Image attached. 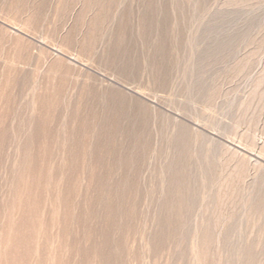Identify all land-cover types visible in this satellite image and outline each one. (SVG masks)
Instances as JSON below:
<instances>
[{
  "label": "rangeland",
  "instance_id": "1",
  "mask_svg": "<svg viewBox=\"0 0 264 264\" xmlns=\"http://www.w3.org/2000/svg\"><path fill=\"white\" fill-rule=\"evenodd\" d=\"M263 90L264 0H0V264H264Z\"/></svg>",
  "mask_w": 264,
  "mask_h": 264
},
{
  "label": "bare ground",
  "instance_id": "2",
  "mask_svg": "<svg viewBox=\"0 0 264 264\" xmlns=\"http://www.w3.org/2000/svg\"><path fill=\"white\" fill-rule=\"evenodd\" d=\"M14 29V28H13ZM19 30V29H18ZM56 46V45H55ZM54 49V48H53ZM56 50V49H55ZM74 57V56H73ZM264 91V90H263ZM252 145V144H251ZM240 146V145H239ZM242 149V148H241ZM264 149V148H263ZM251 153V152H250ZM257 154V153H256ZM261 155V154H260ZM262 155L264 156V154L262 153Z\"/></svg>",
  "mask_w": 264,
  "mask_h": 264
}]
</instances>
